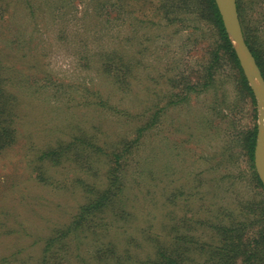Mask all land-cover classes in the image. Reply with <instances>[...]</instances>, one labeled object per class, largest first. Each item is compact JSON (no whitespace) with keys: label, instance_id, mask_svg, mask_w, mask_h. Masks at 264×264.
<instances>
[{"label":"rangeland","instance_id":"374dc122","mask_svg":"<svg viewBox=\"0 0 264 264\" xmlns=\"http://www.w3.org/2000/svg\"><path fill=\"white\" fill-rule=\"evenodd\" d=\"M112 2L0 0V74L18 105L16 141L0 154V264H43L46 242L73 228L49 264H141L179 236L209 244L212 224L230 225L246 202L264 203L245 151L247 133L258 132L256 98L222 53L213 83L202 88L209 53L220 45L209 20L186 14L173 27L132 33L127 14L109 13ZM120 2L148 9L157 0ZM238 2L244 39L264 63V0ZM116 41L131 66L122 74L127 89L96 71L101 49ZM185 84L195 91L173 105ZM97 91L112 111L94 106ZM151 117L154 127L126 146ZM73 138L56 162L39 163L41 152ZM96 203L81 219V208Z\"/></svg>","mask_w":264,"mask_h":264},{"label":"trees","instance_id":"16d2710c","mask_svg":"<svg viewBox=\"0 0 264 264\" xmlns=\"http://www.w3.org/2000/svg\"><path fill=\"white\" fill-rule=\"evenodd\" d=\"M236 5L239 14L238 0H236ZM108 7L109 13H120L123 11V13L131 18L129 27L132 33L139 29V25L146 26V24H151L153 27H158L165 23L166 25L173 27L177 25L176 22L181 23L186 14L188 16L194 15V19H198L200 13L206 20H209L220 41V45L216 49H212L209 53L208 61L204 67L205 76L203 77L202 88L207 89L213 83L218 67L220 66L221 57L219 54L222 53V55L227 56L234 68L239 72L243 91L247 93L250 99H253V95L247 85L245 77L243 76L234 48L225 32L214 0H157L156 4L148 9H143L141 7L136 9L128 3L124 4L120 2V0H114V2ZM101 11L102 9L99 5H97V8L94 6L95 15ZM188 16L186 21H188ZM111 25L117 26V24L113 23H111ZM145 29L146 27L143 28V30ZM245 42L256 60V63L262 72V77L264 78V63L259 59L260 54L254 50L247 39H245ZM98 55L100 58L96 61V71H102V73L108 72L114 86L118 89H121L122 87L127 89L129 85L122 74L130 70L131 66L123 60V56L117 48V41L106 50L101 49V52ZM106 58H109L110 60H106ZM6 80L0 74V154L3 150L13 145L17 137V99L5 88ZM184 86L185 93L183 96L177 95V100H174L173 105L186 102L190 93L195 91L194 85L185 84ZM95 95L93 101L94 106L99 108L103 107L105 110L112 111L107 97H102L99 91H97ZM156 121V118L151 117L143 123L137 128L135 139L128 141L125 145L134 146L139 141L138 138L141 137L144 132L151 130L152 127H154ZM78 139L79 138H73L67 142H60L53 148H48L41 152L38 157L39 163L48 161L47 159L53 156H56L53 160L56 162L65 152L64 150H67ZM255 142L256 132L254 130L249 131L245 139V151L247 152L251 164H253ZM120 147L121 144H115L114 151L118 152ZM114 157L118 158L115 154ZM252 168H254V166H252ZM254 176L262 187L256 173H254ZM100 205L101 203L99 205L96 203L88 206V208H81V219H84V217L90 218L92 210L89 211V209H96ZM260 207L262 210L258 208L257 204L246 202L240 211L239 209L237 210L235 220L232 219L230 225L212 224L211 231L214 236L211 237L209 244H202L193 236H186L184 239L179 236L174 244H167L164 242L158 243L154 250L155 259H145L141 264H200L191 260V257H194L195 253L202 255L203 257L205 256L204 259L207 261L205 264H234V260H241L242 264H264V244L260 243V241H264V203H261ZM76 225L79 226L80 222ZM84 227L90 229L93 228L94 225L91 223H85ZM255 228H258V230L253 234H249L248 231ZM74 231L75 228L71 229L63 236L57 235L46 242L48 249L46 250L45 248L43 264L50 263L52 255L50 257H48V255L49 252H51L52 247L63 238L74 234ZM54 264L57 263L54 261Z\"/></svg>","mask_w":264,"mask_h":264},{"label":"water","instance_id":"95a60500","mask_svg":"<svg viewBox=\"0 0 264 264\" xmlns=\"http://www.w3.org/2000/svg\"><path fill=\"white\" fill-rule=\"evenodd\" d=\"M225 32L234 48L247 84L259 108L253 163L257 177L264 188V79L249 50L241 28L236 0H214Z\"/></svg>","mask_w":264,"mask_h":264},{"label":"bare ground","instance_id":"6f19581e","mask_svg":"<svg viewBox=\"0 0 264 264\" xmlns=\"http://www.w3.org/2000/svg\"><path fill=\"white\" fill-rule=\"evenodd\" d=\"M263 162H264V157H263Z\"/></svg>","mask_w":264,"mask_h":264}]
</instances>
